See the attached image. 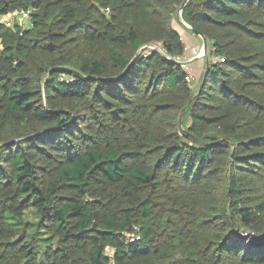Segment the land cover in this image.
I'll use <instances>...</instances> for the list:
<instances>
[{
    "label": "trees",
    "instance_id": "obj_1",
    "mask_svg": "<svg viewBox=\"0 0 264 264\" xmlns=\"http://www.w3.org/2000/svg\"><path fill=\"white\" fill-rule=\"evenodd\" d=\"M15 12L0 264H264L241 235L264 233V0H0ZM176 15L209 43L200 80Z\"/></svg>",
    "mask_w": 264,
    "mask_h": 264
},
{
    "label": "rangeland",
    "instance_id": "obj_2",
    "mask_svg": "<svg viewBox=\"0 0 264 264\" xmlns=\"http://www.w3.org/2000/svg\"><path fill=\"white\" fill-rule=\"evenodd\" d=\"M183 8V7H182ZM182 8L177 12L178 16L181 15ZM5 24L9 27L15 25L28 29L32 26L30 13L26 12H15L5 17ZM173 27L182 35L183 41L186 45L185 55L180 60L184 61L186 69L190 70V73L198 80L203 76L209 65V43L207 50H205V44L201 37L191 33L188 25H185L183 21H178L177 15L173 21ZM250 239V238H248ZM111 254V252H109Z\"/></svg>",
    "mask_w": 264,
    "mask_h": 264
},
{
    "label": "water",
    "instance_id": "obj_3",
    "mask_svg": "<svg viewBox=\"0 0 264 264\" xmlns=\"http://www.w3.org/2000/svg\"><path fill=\"white\" fill-rule=\"evenodd\" d=\"M186 4L183 5V7L185 6ZM192 33L194 35H197L199 37H201L204 41V44H205V50H207V47H208V44H207V39L201 35V34H198L196 31L194 30H191ZM249 245L250 246H258V247H264V233L263 234H260V235H254L252 237H250V240H249Z\"/></svg>",
    "mask_w": 264,
    "mask_h": 264
},
{
    "label": "built area",
    "instance_id": "obj_4",
    "mask_svg": "<svg viewBox=\"0 0 264 264\" xmlns=\"http://www.w3.org/2000/svg\"><path fill=\"white\" fill-rule=\"evenodd\" d=\"M5 17L6 16H2L1 18H0V25H5V26H7L6 24H5ZM151 48V50H153V49H155V50H158V51H161V52H163V49H162V45L160 44V43H157V44H154V46L153 47H150ZM218 59H215L214 60V62H216ZM186 64H184V67L186 68ZM241 235L242 236H244V237H248V238H250V237H252V236H254V233L253 232H251V231H242L241 232ZM139 239V237H136V240H138ZM112 264H114V263H112Z\"/></svg>",
    "mask_w": 264,
    "mask_h": 264
}]
</instances>
